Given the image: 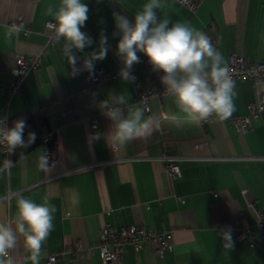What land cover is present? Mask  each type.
I'll return each mask as SVG.
<instances>
[{
	"label": "crops",
	"instance_id": "obj_1",
	"mask_svg": "<svg viewBox=\"0 0 264 264\" xmlns=\"http://www.w3.org/2000/svg\"><path fill=\"white\" fill-rule=\"evenodd\" d=\"M83 2L89 7V19L82 31L94 42L83 52L73 49L82 71L71 75L61 40L41 55L38 71L26 76L19 94L7 104L4 88L13 56L41 51L48 33L45 22L53 21L46 8L51 4L55 12L60 0H0V117L9 120L47 110L50 131L56 135L54 149L41 143L13 161L10 172L0 174V221L14 218V193L38 204L45 196L50 198L56 211L40 264L53 253L61 254L55 264H103L97 245L104 225H143L172 235L171 251L159 256L144 248L136 255L128 245L114 264H264V225L258 223L264 212V112L251 129L239 134L228 119L220 121L213 115L197 124L178 110L172 97H151L145 116L153 122L152 135L115 151L104 139L95 140L92 118L97 119L101 135L111 126L99 108L102 101L127 93L130 103H140L133 83L119 75L123 64L116 55L120 34L113 13L134 21L148 0ZM157 13L160 19L167 15L172 22L190 24L217 39L226 60L240 53L248 60L264 58V0H201L195 11L178 0H162ZM16 17L32 32L16 31L9 40L8 23ZM102 34L108 38V53L95 69L103 66L109 75L91 89L83 60L99 49ZM137 54L140 62L133 69L142 90L162 86L163 73L154 72L147 57ZM235 82L238 95L232 116H242L255 99V82ZM41 152L48 155L49 170L38 166ZM164 152L182 157L177 179H171L163 162L149 159ZM6 158L0 151V166ZM241 219L251 224L255 243L244 239L227 250L222 233L230 230L233 237ZM10 254L18 264L28 255L22 236Z\"/></svg>",
	"mask_w": 264,
	"mask_h": 264
},
{
	"label": "clouds",
	"instance_id": "obj_2",
	"mask_svg": "<svg viewBox=\"0 0 264 264\" xmlns=\"http://www.w3.org/2000/svg\"><path fill=\"white\" fill-rule=\"evenodd\" d=\"M161 8L162 0H148L142 10L135 14L134 21L126 15L113 13L115 28L120 34L116 55L123 64L119 73L121 79L128 83L135 82L136 77L131 70L134 64L140 62L137 53H143L152 70L163 73L160 81L165 93L173 98L178 110L192 122L199 124L213 115L220 121L229 119L236 111L234 100L238 93L228 61L207 33L187 23L172 22L167 15L160 19L157 10ZM88 13L89 7L83 0H60L55 12L51 4L46 8L45 14L53 17L54 21L49 22L53 33L50 40L53 44L63 40V56L73 76L82 71L77 66L79 57L73 49L83 52L94 42L82 31L89 19ZM15 33V26L9 27L6 38L10 40ZM107 42V36L102 34L99 49L89 52L83 60V70L94 74L95 63L107 57ZM99 108L111 121V126L107 133H97L94 139H104L114 151L153 133V122L145 116L146 107L142 102L130 103L127 93L102 101ZM27 127L23 119L14 122L12 127L0 121V145L9 155L17 148L26 149L35 143L37 134L34 131H29L25 140ZM12 166L10 159H4L0 174L10 172ZM38 166L49 170L46 152L39 154ZM13 196L16 201L14 218L0 221V264H18L10 254V250L17 247L18 236L23 237L24 249L28 253L20 264H28V261L40 264L42 247L53 230L56 208L50 205L48 196L40 204L25 198L20 192ZM222 238L224 248L230 250L234 244L231 231H224Z\"/></svg>",
	"mask_w": 264,
	"mask_h": 264
},
{
	"label": "built area",
	"instance_id": "obj_3",
	"mask_svg": "<svg viewBox=\"0 0 264 264\" xmlns=\"http://www.w3.org/2000/svg\"><path fill=\"white\" fill-rule=\"evenodd\" d=\"M182 5L195 11L201 0H178ZM50 20L45 22V28L48 31L47 40L41 51L34 56H25L16 54L12 58V64L9 68L10 78L4 88L6 102L9 104L11 99L19 94L20 85L23 80L31 73H36L39 68L41 55L48 50L53 43L50 40L52 30L49 26ZM54 22V21H53ZM9 26H15L16 31L29 35L32 31L26 25L25 21L20 18H11ZM212 42L218 45V40L212 38ZM228 66L230 75L234 80L249 79L255 82V99L248 103V112L245 115L231 116L228 121L232 124L239 134L246 133L257 122L260 113L264 112V58L261 60H248L242 53L230 54L228 57ZM132 74L134 69L132 67ZM108 72L105 67L100 66L94 70V74L87 77V85L93 89L100 81L107 79ZM135 97L138 102L149 110V98H163L169 96L165 93L164 86L154 85L152 88L142 90V82L136 79L133 83ZM0 121H4L8 126V120L0 117ZM90 129L95 136L98 133V122L96 118L90 120ZM51 138L50 135L44 138V142ZM0 151L7 156L6 149L0 145ZM7 159V158H6ZM151 160H159L166 166V170L172 180L181 176L179 161L182 157L173 152H164L159 156L149 158ZM264 159V158H262ZM258 223L264 225V212H261ZM233 242L248 240L251 245L255 243V235L251 224L246 219H241L236 223L235 232L233 234ZM130 245L136 255L144 249H150L154 254L161 256L163 252L171 251L173 248L172 235L170 232L155 233L143 225L121 226L116 228L110 225H104L99 231V243L97 251L103 264H114L119 260L126 246ZM77 247V246H76ZM61 256L60 253L49 254L46 258V264H55L56 260Z\"/></svg>",
	"mask_w": 264,
	"mask_h": 264
},
{
	"label": "trees",
	"instance_id": "obj_4",
	"mask_svg": "<svg viewBox=\"0 0 264 264\" xmlns=\"http://www.w3.org/2000/svg\"><path fill=\"white\" fill-rule=\"evenodd\" d=\"M19 119H23L26 121L28 127L25 129L24 138L27 140L28 132L34 131L37 134V139L35 143L31 144L28 148H17L15 152L11 155L7 153V159H10L12 162L20 159L30 151H32L34 148H36L38 145L43 143L47 146L49 149H54L56 147V135L50 131L48 120H47V110H42L38 114H30L25 113L23 115L11 118L8 120V127H12L14 122H16ZM50 135L51 138L44 142V138L46 136Z\"/></svg>",
	"mask_w": 264,
	"mask_h": 264
}]
</instances>
